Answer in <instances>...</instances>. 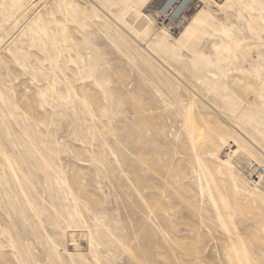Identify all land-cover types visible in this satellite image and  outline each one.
<instances>
[{
	"label": "rangeland",
	"instance_id": "rangeland-1",
	"mask_svg": "<svg viewBox=\"0 0 264 264\" xmlns=\"http://www.w3.org/2000/svg\"><path fill=\"white\" fill-rule=\"evenodd\" d=\"M0 264H264V0H0Z\"/></svg>",
	"mask_w": 264,
	"mask_h": 264
},
{
	"label": "bare ground",
	"instance_id": "bare-ground-1",
	"mask_svg": "<svg viewBox=\"0 0 264 264\" xmlns=\"http://www.w3.org/2000/svg\"><path fill=\"white\" fill-rule=\"evenodd\" d=\"M182 7H183V6H179V7H177V9L175 10V12L172 11L171 14L179 13L180 10H182ZM152 17H153V16H152ZM192 27H193V26H192ZM192 27L189 26V28L184 32V34H185V35L191 34V32H192V30H193Z\"/></svg>",
	"mask_w": 264,
	"mask_h": 264
}]
</instances>
